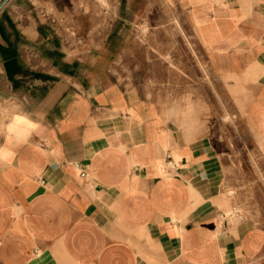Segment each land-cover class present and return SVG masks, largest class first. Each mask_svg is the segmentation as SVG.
Instances as JSON below:
<instances>
[{
	"label": "crops",
	"instance_id": "1",
	"mask_svg": "<svg viewBox=\"0 0 264 264\" xmlns=\"http://www.w3.org/2000/svg\"><path fill=\"white\" fill-rule=\"evenodd\" d=\"M174 1L232 122L161 86L200 70L144 1L0 11V264H264V0Z\"/></svg>",
	"mask_w": 264,
	"mask_h": 264
},
{
	"label": "rangeland",
	"instance_id": "2",
	"mask_svg": "<svg viewBox=\"0 0 264 264\" xmlns=\"http://www.w3.org/2000/svg\"><path fill=\"white\" fill-rule=\"evenodd\" d=\"M130 1H134V3L132 2L133 4H130V6H133V10H136L137 0ZM139 1H141V3L144 1L145 6L144 13L140 16L143 17V19L141 18L142 21H139V23L144 22L146 31L144 29V35L141 34V28H143V25L137 26L136 16L131 13L130 9L128 26L129 37L136 38L139 35V37H145L148 39L153 37L154 32L160 30V34L162 35L160 36L162 39H167L170 37L173 40L171 44L168 41L169 46L164 47L166 48V52L170 51L172 54L175 52L180 54L182 56L181 58L185 59L187 62V68L192 66L193 70H200V72H198L199 75L203 73L200 76H193L191 78L185 77L184 73L186 71V66L184 65L183 61H172L173 63H169L168 61L164 63L162 61L160 71L162 76L160 83L161 86H165L166 88L171 87L170 91H175L173 94H171V97H173L175 101L180 99L182 103H184L186 99H190V97H193L194 100L196 97H204L205 102L207 103V105L205 104V106H203L205 109L204 118L208 117V119H211L215 117V114H220V117H222L225 122H232L230 115H228L229 101L227 99V95L225 93L222 94L220 91L218 92L216 87V79L211 76V71L210 67H208V64L205 61H201L202 58L199 55L200 52L198 51V47L194 41H192V38L190 37L191 33L185 29V19L176 6L175 1ZM158 16H161L162 18L161 24L158 22V20H156L157 18H155ZM186 38L188 40H186ZM164 53V51H161V54ZM191 55H193V58ZM196 55H198L199 58H197ZM134 69H139V71H141L140 75L150 74L151 63H146L143 68H137V66H134ZM202 86L207 88H203L202 91ZM205 90H207L208 93H205ZM191 91L192 93H190ZM205 102L203 101V103ZM217 105L220 107L219 111L216 109Z\"/></svg>",
	"mask_w": 264,
	"mask_h": 264
},
{
	"label": "water",
	"instance_id": "3",
	"mask_svg": "<svg viewBox=\"0 0 264 264\" xmlns=\"http://www.w3.org/2000/svg\"><path fill=\"white\" fill-rule=\"evenodd\" d=\"M9 0H2L0 2V11L3 9V7L8 3Z\"/></svg>",
	"mask_w": 264,
	"mask_h": 264
},
{
	"label": "bare ground",
	"instance_id": "4",
	"mask_svg": "<svg viewBox=\"0 0 264 264\" xmlns=\"http://www.w3.org/2000/svg\"><path fill=\"white\" fill-rule=\"evenodd\" d=\"M105 5V4H104ZM2 111V110H1ZM231 195V194H230Z\"/></svg>",
	"mask_w": 264,
	"mask_h": 264
}]
</instances>
